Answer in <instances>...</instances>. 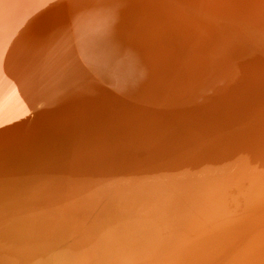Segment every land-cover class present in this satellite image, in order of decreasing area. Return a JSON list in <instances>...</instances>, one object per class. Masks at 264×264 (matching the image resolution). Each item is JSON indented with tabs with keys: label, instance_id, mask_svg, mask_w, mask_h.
I'll use <instances>...</instances> for the list:
<instances>
[{
	"label": "bare ground",
	"instance_id": "6f19581e",
	"mask_svg": "<svg viewBox=\"0 0 264 264\" xmlns=\"http://www.w3.org/2000/svg\"><path fill=\"white\" fill-rule=\"evenodd\" d=\"M0 264H264L261 0H0Z\"/></svg>",
	"mask_w": 264,
	"mask_h": 264
},
{
	"label": "snow or ice",
	"instance_id": "6c2138e0",
	"mask_svg": "<svg viewBox=\"0 0 264 264\" xmlns=\"http://www.w3.org/2000/svg\"><path fill=\"white\" fill-rule=\"evenodd\" d=\"M261 3L264 4V0H261Z\"/></svg>",
	"mask_w": 264,
	"mask_h": 264
}]
</instances>
